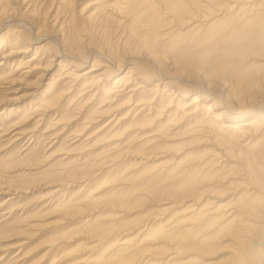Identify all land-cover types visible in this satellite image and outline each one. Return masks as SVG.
Returning a JSON list of instances; mask_svg holds the SVG:
<instances>
[{
  "label": "rangeland",
  "instance_id": "obj_1",
  "mask_svg": "<svg viewBox=\"0 0 264 264\" xmlns=\"http://www.w3.org/2000/svg\"><path fill=\"white\" fill-rule=\"evenodd\" d=\"M144 2L150 5L147 13L138 17L127 13L129 7ZM263 2L254 0L255 4ZM236 5L234 0H0V23L7 9L9 13L15 9L17 17L0 26V102L4 98L0 103V264H254V216L239 213L235 222L241 221L244 232H237L231 217L225 225L220 218L225 211L219 214L216 209L232 197L236 186L231 183H240L245 173L264 183L260 151H254L258 163H249L247 153L236 157L233 151L228 156L235 159L228 163V156L218 155L210 130L196 136L192 132L174 135L173 141L160 142L164 132L178 131L172 132L183 110L187 115L196 106L187 107L200 82L220 92L224 84H230L228 80L235 85L243 82L231 76L240 71L247 76L244 85L254 88L251 84L257 83L260 88L255 93L264 99V52L260 50L264 45L257 43L256 28L246 15L252 14L253 5ZM231 8L229 16H215L205 27L171 28L193 12L217 13ZM32 10L34 14L27 16ZM105 13L124 18L125 25V20L116 25ZM18 17L40 22L48 35L34 38L21 32L23 28L16 25ZM56 18L60 24L55 39L50 22ZM147 22L149 25H144ZM121 27L128 33H147L150 46L163 47L169 61L162 67L168 75L163 78L172 77L176 87L166 91L159 81L162 77L148 76L142 69L138 77L135 72H125L134 63L121 62L135 52V44L119 39ZM37 30L35 27L33 34ZM47 41L51 44L43 46ZM23 44L30 47L28 53L1 59L2 52L19 51ZM37 51L42 66L54 60L47 76L37 79L43 71L38 69L35 74L18 77ZM97 51L105 53L102 60L94 55ZM64 52L68 59L70 53L89 55L78 66L74 63L79 74L89 70L96 57L94 67L100 68L107 55L115 69L101 83L95 80L99 72L91 71L65 95L60 110L70 108L73 116L81 111L79 119L73 121L72 115L55 109L38 121L35 115L41 112L37 107L43 95L49 91L52 97L54 90L69 87L64 77L66 64L58 61ZM254 56L262 58L255 66ZM119 62L120 69L116 68ZM18 65L24 68L15 71ZM124 74L121 83L128 87H147L132 96L115 98L111 88ZM157 89L164 91L169 101L175 96L172 107H162L166 99L154 96ZM180 89L183 96L178 95ZM225 89L222 92L227 93ZM31 92L35 95H28L20 104L18 97ZM152 99L155 101L149 103ZM232 102L236 104L235 99ZM200 103L207 108L211 101ZM16 104L19 107L9 113V107ZM3 109L6 113L1 114ZM220 110L221 105L217 111L215 107L210 112L200 109L185 125L194 129L197 121L206 123ZM92 117L96 121H91ZM16 130L25 133L14 141ZM149 131L161 136L136 140ZM214 181L215 186L210 187ZM247 192L243 187L237 196L244 195L242 201H247ZM260 258L264 259V251Z\"/></svg>",
  "mask_w": 264,
  "mask_h": 264
},
{
  "label": "bare ground",
  "instance_id": "obj_2",
  "mask_svg": "<svg viewBox=\"0 0 264 264\" xmlns=\"http://www.w3.org/2000/svg\"><path fill=\"white\" fill-rule=\"evenodd\" d=\"M234 2L237 4L236 6L240 5L242 2H246L247 4H250V6L253 5L252 11H251L252 14H250V12L246 14V15H248L247 20L250 21V24H252L253 28H254V26L256 28L254 30V33H255L254 36L257 37V43L261 41V46L264 45V2H263V4H257V3L255 4L254 0H234ZM255 6L257 8L254 11ZM149 7H150V5L147 2L138 3V4L136 3L134 6L128 8L127 13L128 14L134 13L135 17H138L141 14H145L148 11H150ZM14 10L15 9H13L10 13H9V9H7L8 13L5 11V14H7V15H5L6 17L4 19V22L0 23V26L3 23H9L12 20H15L17 18L14 16V14H15ZM231 11H232V8L230 10L222 9L221 11H219L217 13H215L213 10L210 12H204V11L198 12V13L193 12L191 15L187 16L186 18L181 19L179 21V23L176 24V26L172 25L171 28H175L173 30L184 29L185 27L187 28L189 26H191L194 29L199 28V27L202 28V27H205L208 24V22L210 20H212L215 16H220L221 19H223V18L229 16ZM33 14H34V12L32 10V12L30 11L29 14H26V15L32 16ZM105 16L109 20H111L113 23H115L116 25L120 24L123 20H125L124 18L114 17V16L110 15L109 13L108 14L105 13ZM117 16H121V15L117 14ZM90 18H92V15L86 17V19H90ZM233 19L235 21L238 20L237 17L233 18ZM234 20L230 19V22H233ZM125 23H126V20L124 23H122V25H125ZM59 24L60 23H59L57 18L54 20V23L51 24V22H50V25L53 28V29H51V31L53 34L55 33L54 35L52 34L53 36L52 35L51 36L54 37L55 39L58 37L56 34L59 31V29L57 28V26ZM16 25L18 27L23 28V30L21 32L25 31L28 35H31L34 38L35 37H44V36L48 35V34H46V32L45 33L43 32L44 27H43V24H41L40 22L36 23V21H34L31 23V22H29V20H27L24 17H18ZM144 25H149V23L147 22V24H144ZM141 26H143V25H141ZM222 26H224V25H222ZM35 27H38V30H37V33L33 34L35 32L34 31ZM126 27H127V25H126ZM126 27L119 28V31H118L120 33L119 39H122L126 44L127 43H134L135 44V52L130 57L126 56L124 61L121 62V63H124L128 60H132L134 63L133 67L130 66L129 68H127V70L125 72L126 73L135 72V74L138 77V76H140V74H142V70H144L145 71L144 73L148 76L149 75H152V76L157 75V76L162 77V79H159V81H162L161 84H163L164 87H166V89H167L166 91H168L169 89H173V87H176L173 84L174 79H172V77L169 80L167 78H163V77L168 76V75L166 76L165 73L162 71V67L168 61V59L166 58V54L162 53L163 47L160 46L158 48V47L150 46V39L147 37V33H139L138 31L136 33H134V32L128 33L125 29ZM237 27H238V25H237ZM244 27L248 28L249 25H248V27H247V25ZM211 31H213V30L211 29ZM150 37L153 39L152 32H150ZM16 40H18V36H17ZM5 43H6L5 41L2 42L3 46H5ZM50 44H51V41H47L46 43H44L43 46L50 45ZM29 50H30V47H27L26 45L23 44V49H20L19 51H12V52L7 53V54H4L2 52L1 59L8 60L10 57L15 56L17 53H23L24 54V53H28ZM260 50H261V52H264L263 49H260ZM38 52L39 51H37L36 54L31 56L25 62V63H29L26 66L27 69L24 72H22V75L20 74L18 77H22L23 75H28L30 73L35 74L36 72H38L37 71L38 69H41V70H43L42 74H40L37 79H39L40 81L43 80V78L45 77V74L51 69L50 65L53 64L54 60L51 59V60H49L48 65L42 66V64H43V62L41 60L42 58L38 59L39 58ZM94 55H97L98 58H101L102 56H105V53L103 51H101V52L97 51V52H95ZM66 56H67L66 53L62 54V55H58V59L60 58L58 61H59V65L62 62L64 65L66 64L65 65L66 67L64 66L65 67L64 68V74H65L64 77L68 78L67 82L69 83V87H67L65 91L62 90V91L58 92V91L54 90L52 97H50L49 91L46 92L45 95H43V98L40 100L41 104L37 107L38 109H41V112H39L40 110H38V111L33 113V114H35V113L39 112L37 115H35V117H37V116L39 117L38 121L45 119L55 109H57L58 113H61L62 111H64L63 112L64 115L70 117V115H72V113H73V110L70 108H68L66 110H60V103L66 97L65 95L72 93L70 91L77 86V84H76L77 81L78 80L81 81L82 80L81 77L87 78V76L89 75V73H91V71H96L95 73H97V72H99V73L95 76L96 78L95 77L94 78L98 83H101V80L105 79V78L107 79L108 75H110L112 73V71L115 69V67L113 66L114 63L109 62L110 60L112 61V58L109 55H107V57H106L107 61H105L106 63L101 65L100 68L94 67V65L97 64V57H96L95 61L92 64V67H90L89 70H85L81 74H79V72L74 71L75 70L74 69V63H76V65L78 66L80 64V63L78 64V62L85 61V59H87L86 57L89 55L85 54L84 57L83 56L81 57V56H76V55L70 53L69 56L71 57V59H68L67 58L68 56L67 57ZM254 58H255V60H254V66H255L258 62L257 60L262 59V58H258L256 56H254ZM73 60H77V61H73ZM101 60H102V58H101ZM35 62L38 66H31ZM121 63L120 62L117 63L116 68L120 69ZM168 63H169V61H168ZM142 65H145L144 67H146V68H142L143 67ZM261 65H263V64H261ZM22 68H24V67H20V65H18V67L15 69V71H18L19 69L22 70ZM76 69H77V67H76ZM237 72H238V70H237ZM125 75L126 74H124L123 76H118V78L116 79L114 87L111 88V93L115 95V98L116 97L119 98L120 96L123 97L127 94H130V96H132L134 93H136L137 89H140L141 87H147L145 84H139L138 87H134V86L128 87L127 83H125L124 81H123V83H121L122 79ZM46 76H47V74H46ZM231 76L235 77L237 80L240 79V81H243V82L247 78V76L243 72H240V71H239L238 75L235 71H233ZM17 79H20V78H17ZM228 81L230 82V84H224V87L221 89L220 92L213 91L210 84L206 85L204 82H200L201 84H199V87H197L198 88L197 92L193 93V96H194L193 100L187 105V107H191L193 105H196V106L192 108L190 113L187 112V115H185L186 110H183V114L180 116V120L178 122V125L174 128V130L172 132H174L176 130H178V131H176L173 134H169V135H165L167 132H164V134L160 138L161 139L160 142L168 143L167 142L168 140L173 141L172 136H174V135H184L186 133L192 132L193 134H195L194 136H196V135H200V134L202 135L204 133L203 131L210 130V131H212V133H211L212 139L215 142V144H213V145H215L216 148L220 150L218 155L224 154V155L228 156L229 152L233 151V152H235L236 157H240L244 153H247V154H249V158L247 157L249 159V163H258L259 162L258 159L254 157V151L259 150L261 153L260 161H264V99H261V97L259 98L257 96V94L255 93V91H256L255 89H258L260 87H257L258 84L254 83V82H253L254 84H251V86L254 88H250V87H247L246 85H244L243 82H238V84L235 85L231 80H228ZM98 83H97V85H98ZM161 84L159 82L156 84V86L161 85ZM48 86L52 87L51 83L48 84ZM168 86H170L171 88H169ZM243 86H246V87L243 88ZM225 88L228 89L227 93H224V91L222 92V90H226ZM9 89H10V91H14L13 87H10ZM86 89H87V87L84 86V90H86ZM143 89H145V88H143ZM97 90H99V88ZM90 91L91 90L89 89L88 92H90ZM160 91L161 90H159V89L155 90L154 92H156V94L154 96L157 98V95L159 94V99H166V102L162 105V107L169 109L170 107H172V102H174L175 96L172 97L173 98L172 101H169L168 98L164 96L165 92L162 91L161 93H159ZM178 92H179V94H178L179 96H183V95H181V92H182L181 89ZM28 95L34 96L35 94H34V92H31L30 94L26 93V94H23L22 96H19L18 97L19 103L22 104L24 101L23 99H25L26 97H30ZM160 95H162V96H160ZM92 96H95V94H93ZM259 96H261V95L259 94ZM79 97L80 96H78V98ZM179 98L182 99L181 97H179ZM146 99H151V97H148ZM232 99H235L236 104H235V102H232ZM3 100H4V98L1 99L0 103H4ZM43 100H45V102ZM10 101L15 103V100H10ZM149 101H150L149 103H153L155 101V99H152ZM201 101H203V102L211 101V103L209 104V106L207 108H202V107H204V103L199 104V102H201ZM20 104H16L17 107H14L13 105L10 106L9 107V113L16 110V108H18ZM42 104H44V105H42ZM127 105H130V104H127ZM218 105L219 106L221 105V110H220L221 112H219V114L211 117L208 122L204 123L205 120H202L203 122L197 121L196 122L197 124L195 125L194 129H193V126H187L186 127L185 123L187 122L189 125V123L197 117V114H198L200 109H203L204 111L206 110L207 112H210L212 110V108L215 107V111H217ZM150 106L152 109V107L154 105L151 104ZM180 111H182V110H180ZM2 113H6V110L3 109L1 111V114ZM80 113H81V111H77L75 113L76 115L71 116V117H73V121L79 119L78 117L80 115L78 116L77 114H80ZM162 114L163 113H159L158 115H162ZM158 115H156V116L158 117ZM160 118L161 117L159 116V119ZM90 120L96 121L94 119V117L90 118ZM108 122L105 123L104 125L107 126ZM199 122H201L200 126H197V125H199ZM36 130H38V129H36ZM22 131L23 130H16L14 132V134L12 135L13 137H15L13 139L14 141L19 140L20 135H24L25 132H22ZM180 131H182V132H180ZM157 133H158L157 131H154V132L149 131V133L145 132V134H143V135L141 134V136L136 138V140L137 139H147L146 141H150V140L154 139L153 136H155V135L161 136V133H159V134H157ZM78 134H81V133H78ZM190 135H192V134H190ZM32 138H33V136L30 137V139H32ZM32 141H34V139H32ZM55 143H56L55 141L52 142V145H54ZM218 159H222V161L226 160V159L222 158L221 156H219ZM234 159L235 158H231L230 156H228V159H227L228 163H230V161H234ZM236 160L238 161V159H236ZM228 163H226V164H228ZM257 166H259V165H257ZM246 174L247 173L244 174V177L243 176L240 177L242 179L240 183H236V184L233 182L231 183V184H234L236 186L232 197L229 198V200L225 204H220L216 210H217V212L219 211L218 212L219 214H221L220 213L221 211H225V213L220 215V218H222V220H221L222 222L226 221V219L231 217L230 221H232L234 223L233 224V226H234L233 230L234 231L236 230L237 232L244 230L243 225H240L241 221L238 220V222H235V219H236V217H238L239 213L240 214L243 213V215H246V216H248V215L254 216V229L253 230H255V231L258 230V232L254 231V249H253L254 250V264H264V259L262 260L260 258L261 252L264 251V183L262 184V182L256 181L253 176L250 177V174H248V175H246ZM216 181H218L219 184L225 183V181H223V180H216ZM209 186L210 187L215 186V181L211 182L209 184ZM243 187L248 189V192L246 194L249 195L248 196L249 199L247 201H242V199L245 197L244 195H241L239 197L237 196ZM227 193H229V192H227ZM243 193H245V192H243ZM252 195H255V197H254L255 199H253V200L250 199V197H252ZM10 199L11 198L6 199L5 203L7 201H9ZM233 215H235V217H232ZM150 222H152V220ZM147 225H149V223ZM225 225H228V224L225 223ZM245 233L247 235V232H245ZM248 233L250 235L249 231H248ZM242 241H244V240H242ZM242 241H241V243H242ZM174 257H177V256L173 255L172 258H174ZM19 260L20 259H18V261Z\"/></svg>",
  "mask_w": 264,
  "mask_h": 264
}]
</instances>
